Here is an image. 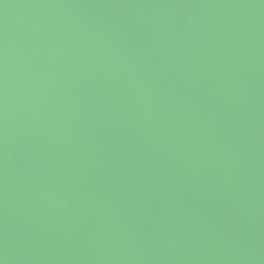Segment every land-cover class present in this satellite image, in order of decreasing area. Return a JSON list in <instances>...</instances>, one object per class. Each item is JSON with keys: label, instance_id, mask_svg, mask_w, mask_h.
<instances>
[{"label": "water", "instance_id": "obj_1", "mask_svg": "<svg viewBox=\"0 0 264 264\" xmlns=\"http://www.w3.org/2000/svg\"><path fill=\"white\" fill-rule=\"evenodd\" d=\"M0 264H264V0H0Z\"/></svg>", "mask_w": 264, "mask_h": 264}]
</instances>
